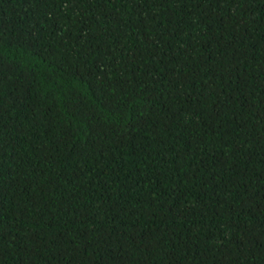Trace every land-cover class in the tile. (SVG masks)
I'll list each match as a JSON object with an SVG mask.
<instances>
[{
    "label": "trees",
    "instance_id": "trees-1",
    "mask_svg": "<svg viewBox=\"0 0 264 264\" xmlns=\"http://www.w3.org/2000/svg\"><path fill=\"white\" fill-rule=\"evenodd\" d=\"M0 264H264V0H0Z\"/></svg>",
    "mask_w": 264,
    "mask_h": 264
}]
</instances>
